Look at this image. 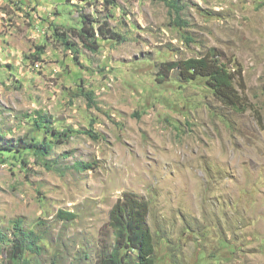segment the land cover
Wrapping results in <instances>:
<instances>
[{
    "label": "rangeland",
    "instance_id": "374dc122",
    "mask_svg": "<svg viewBox=\"0 0 264 264\" xmlns=\"http://www.w3.org/2000/svg\"><path fill=\"white\" fill-rule=\"evenodd\" d=\"M169 1L0 0V228L22 219L43 249L21 264H97L126 191L151 203L157 264H264V0H179L183 25ZM87 16L125 40L88 50L75 36ZM211 48L242 66L247 112L205 78L159 82L162 62ZM38 111L73 136L44 158L1 150L45 137ZM0 264H15L3 245Z\"/></svg>",
    "mask_w": 264,
    "mask_h": 264
},
{
    "label": "trees",
    "instance_id": "16d2710c",
    "mask_svg": "<svg viewBox=\"0 0 264 264\" xmlns=\"http://www.w3.org/2000/svg\"><path fill=\"white\" fill-rule=\"evenodd\" d=\"M169 2L177 12L176 23L188 24L180 16L184 8L180 5V1L170 0ZM107 3L114 4L115 0H107ZM58 35L66 47L73 49L74 43L65 33H58ZM75 36L85 48L93 52H97L100 48L99 38L125 40L120 33L109 26L108 21L100 22L88 16L84 17L81 28L75 30ZM174 72L184 81L205 78L214 96L236 113H245L251 109V103L245 95L247 86L242 66L239 65L237 69H233L231 63L225 59L224 53L216 48H211L202 56L162 62L158 72L159 82H165ZM85 95L88 100L94 101L93 91H88ZM33 125L35 131L46 133L44 138L40 139L36 135L28 140L20 139L19 146L10 143L8 147H1V150L16 151L23 147L36 156L44 158L52 152L56 142L68 140L74 132L72 129L57 131L53 127V118L40 111L35 115ZM84 133L93 138L99 136L93 130H86ZM22 162L26 164L25 160ZM94 164L88 161L79 163L77 166L89 169L94 168ZM150 211L151 203L146 196L134 191H126L112 207L109 221L103 228L97 249V264H157L156 240L149 224ZM60 216L67 220L75 219L72 212L63 210L60 211ZM13 224L11 233L0 228V245L5 246L13 263L21 264L23 260L26 261L24 259L26 252L38 254L42 252L43 249L39 244L42 237L32 229H25L22 219L13 220Z\"/></svg>",
    "mask_w": 264,
    "mask_h": 264
}]
</instances>
